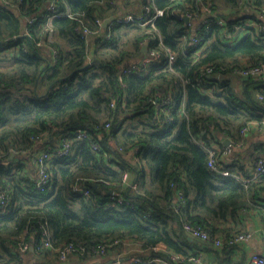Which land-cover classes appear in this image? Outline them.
<instances>
[{
    "label": "trees",
    "instance_id": "trees-1",
    "mask_svg": "<svg viewBox=\"0 0 264 264\" xmlns=\"http://www.w3.org/2000/svg\"><path fill=\"white\" fill-rule=\"evenodd\" d=\"M49 1L0 0V41L5 42L0 47V188L8 194L7 204L0 206V264H57L56 249L63 244L74 242L91 250L117 241L111 251L128 239L148 252L138 253L141 261L136 264H163L157 259L180 264L171 255L188 258V245H195L184 236L183 223L213 234L209 217L221 220L247 209L264 183V176L245 184L218 174L209 168V154L201 145L221 144L217 133L231 135L248 122L264 121V101L257 96L264 94V77L244 78L233 72L264 61V37L251 29L236 45H225L218 40V26L210 24L195 60L191 50L181 46L187 23L169 11L158 18L157 26L166 45L177 52L173 71L165 70L164 59L143 67L138 60L145 34L139 27L118 23L111 40L105 39V30L87 41L75 18L47 20ZM131 1V12L149 2L57 4L58 11L82 16L94 27L95 16L127 13ZM199 1L217 9L216 0L153 4L192 13ZM238 1L226 0L231 10ZM129 63L144 68L145 75L128 73L122 83L120 71ZM205 65L212 68L210 78L200 75ZM206 88L210 95L203 93ZM168 94L176 102L172 122L158 110ZM183 103L185 113L180 111ZM78 130L87 131L101 149L76 137ZM65 138L72 139L70 154L49 159L50 181L43 190L26 171L27 160L10 158L22 151L36 158L41 149L58 148ZM130 152L135 164L126 160ZM126 172L135 175L138 190L123 185ZM77 182L90 189L88 197L73 190ZM121 195L122 203L117 199ZM160 243L171 251L156 252ZM27 254L34 259L25 262Z\"/></svg>",
    "mask_w": 264,
    "mask_h": 264
},
{
    "label": "built area",
    "instance_id": "built-area-1",
    "mask_svg": "<svg viewBox=\"0 0 264 264\" xmlns=\"http://www.w3.org/2000/svg\"><path fill=\"white\" fill-rule=\"evenodd\" d=\"M5 1L6 0H2ZM174 1V0H170ZM115 4L117 0H112ZM215 3V2H214ZM251 3V0H239L238 7L245 8ZM234 8L229 11V20L224 18L218 9H216L212 3L199 1V7L195 12L189 13L186 11H182L180 9H163L158 8L153 4V0H149L148 3L142 4L140 10L138 12H127L123 14H116L108 17L95 16L93 20L94 27H90L87 22L83 19L82 16H75L71 12H60L58 11L57 0H50L47 6L45 7V16L47 20H52L57 16H68L70 18H75L78 21V31L82 34L84 38L88 41L90 36L100 35V33L107 30L104 33L106 40L112 39V30L115 25L118 23L121 24H130L136 27H139L143 30L145 36L141 42V47L146 46V51L142 52V57L138 60L141 66L150 65L152 63H161L163 59L165 60V70L173 71V66L177 58V52L173 50L171 47L166 45L164 41V37L157 26V20L160 17H163L165 13L171 11V14L176 17L183 18L188 17L189 20L187 23L188 30L184 31L181 36V46L185 48H189L191 50V55L195 60H198L201 56L202 45L206 42V38L210 34L208 32L210 24H216L219 28L218 40L225 45H236L240 42L245 33L249 30H255L258 34L263 35L264 37V2L262 7L257 8L254 11H250L249 13H242L239 8ZM113 17V20H110L107 27L104 26V22L106 19ZM32 21V20H31ZM52 31V28H50ZM214 37H217L216 33H213ZM56 50H53V56L56 57ZM135 72L139 76L145 75L144 68L136 67L134 63L125 64L120 71L119 81H123V77L128 73ZM235 74H238L244 78L253 76V77H264V61L258 62L255 65H249L247 67L235 68L233 70ZM201 77L206 76L210 78L212 76V68L209 66H203L200 70ZM123 83V82H122ZM203 93L210 95L211 90L206 88L202 90ZM258 98L261 101H264V94H257ZM175 99L172 94H168L163 97L160 103L158 104V110L165 113V118L168 122L173 121V117L171 114V110L175 107ZM182 113L184 111V103L182 108L180 109ZM260 124V122H258ZM262 124V123H261ZM255 123L248 122L244 127L240 130V134L242 137H246L250 131L253 129ZM264 126V125H263ZM111 127L110 123L105 125V129L109 130ZM76 137L80 139H89L90 144L94 150H100L101 145L99 142H96L92 139V137L85 130H78L76 133ZM38 141H43L42 138H38ZM201 145L207 150L209 154L208 166L212 170L223 173L225 175H230L228 171L222 170L218 167V157L217 151L214 146L207 147L204 143ZM72 147V139L65 138L62 140L60 147L50 150L41 149L39 155L36 158H33V163L36 167V185L39 189H42L49 183L50 174L48 171V162L52 156H67L70 154ZM32 155V153L30 152ZM264 176V157L260 158L256 166L254 168V172L252 177L248 179H239L245 184L249 183L250 180H258L260 177ZM130 173L126 172L123 176V185L130 186L133 190H138V187L135 183L130 182L129 180ZM73 190L78 194L88 197L91 193L90 189L83 184V182H77L73 186ZM181 194V193H180ZM182 198V197H181ZM119 202H124L123 196H119ZM8 194L5 189L0 188V206H5L7 204ZM183 229L189 233H191L194 237L200 238L204 241H209L215 244V246L220 247L223 245L233 246L241 241H245L251 237L250 234L238 233L234 236L228 237L226 240L219 238L217 236H213L208 230L204 229L200 225H193L190 223H183ZM44 234L48 237V230L44 231ZM264 240V235H263ZM115 243H100L94 246L91 250H87L85 246L80 244H75L74 242L66 243L61 245L56 249L59 260L66 261L71 255H83L88 253L90 256H98V255H106L107 252L110 251V248H113ZM44 245L49 246L50 243L48 239H45ZM171 259L175 262L181 263L186 259L185 256L181 254H172ZM140 258H135L133 260V264L139 263ZM152 261V260H151ZM157 261L162 262L163 264H167L165 261H161L157 259ZM253 264H264V254L262 255H253L252 257ZM116 264H122L121 261L117 260Z\"/></svg>",
    "mask_w": 264,
    "mask_h": 264
},
{
    "label": "crops",
    "instance_id": "crops-1",
    "mask_svg": "<svg viewBox=\"0 0 264 264\" xmlns=\"http://www.w3.org/2000/svg\"><path fill=\"white\" fill-rule=\"evenodd\" d=\"M216 2L220 3L219 12L225 17L229 16L231 6L227 4L226 0H216ZM263 2L264 0H251V3L245 8H239L238 2L236 5L239 9H243L242 13H249L262 7ZM254 123L253 129L246 137H242L237 129L231 135L216 134V138L221 141V144L214 141L212 146L217 151L218 167L228 171L230 175L217 172L218 174L224 177H234L237 180L252 177L257 161L264 157V121L260 124L256 121ZM224 138H229V146L224 145ZM15 157L23 160L24 163L27 160L26 171L35 179L36 167L30 152H15L10 158ZM125 157L129 163L135 164L134 152L128 153ZM129 180L134 183L135 175L133 173H130ZM252 181L257 182L255 179L250 180V182ZM260 188L257 199L247 209L229 213L227 218L221 220L213 216L209 217V230L217 237L226 240L235 234L245 233L251 235L249 239L230 247L227 245L217 247L212 242L204 240H190L195 245H188L190 256L180 264H253V255L264 254V183H260ZM183 234L187 239L189 238V232L183 230ZM154 250L156 252L171 251L164 243L158 244ZM138 253H142L144 256L148 255V252L144 253L140 244L135 240L128 239L122 245L107 252L106 255L88 257L71 255L66 261L58 260L57 264H116L117 260L122 264H133V260L138 258ZM33 259L31 254L24 256L25 262H30Z\"/></svg>",
    "mask_w": 264,
    "mask_h": 264
},
{
    "label": "water",
    "instance_id": "water-1",
    "mask_svg": "<svg viewBox=\"0 0 264 264\" xmlns=\"http://www.w3.org/2000/svg\"><path fill=\"white\" fill-rule=\"evenodd\" d=\"M113 19H114L113 17L106 19L105 22H104V26L107 27L108 24H109V22H110V20H113ZM188 20H189V18L188 17H185V21L188 22ZM4 44H5V42L0 41V47H2ZM146 49H147V47L146 46H143L142 49H141V51L142 52L143 51L145 52ZM223 143H224L225 146H229L230 145L229 138H224ZM189 234H190L189 235V238H188L189 240L203 241L200 238L194 237L191 233H189Z\"/></svg>",
    "mask_w": 264,
    "mask_h": 264
},
{
    "label": "rangeland",
    "instance_id": "rangeland-1",
    "mask_svg": "<svg viewBox=\"0 0 264 264\" xmlns=\"http://www.w3.org/2000/svg\"><path fill=\"white\" fill-rule=\"evenodd\" d=\"M220 3H217L216 2V6H217V9L218 10H220V5H219ZM137 5V4H136ZM125 10H126V12H131V11H134L135 10V3L134 2H129L128 4H126V6H125ZM232 79L233 80H238V77H234V76H232Z\"/></svg>",
    "mask_w": 264,
    "mask_h": 264
}]
</instances>
